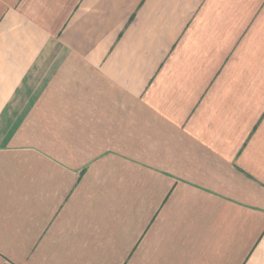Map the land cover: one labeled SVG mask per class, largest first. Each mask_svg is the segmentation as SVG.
I'll list each match as a JSON object with an SVG mask.
<instances>
[{
	"label": "crops",
	"instance_id": "obj_1",
	"mask_svg": "<svg viewBox=\"0 0 264 264\" xmlns=\"http://www.w3.org/2000/svg\"><path fill=\"white\" fill-rule=\"evenodd\" d=\"M0 264H264V0H0Z\"/></svg>",
	"mask_w": 264,
	"mask_h": 264
}]
</instances>
